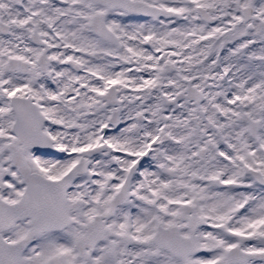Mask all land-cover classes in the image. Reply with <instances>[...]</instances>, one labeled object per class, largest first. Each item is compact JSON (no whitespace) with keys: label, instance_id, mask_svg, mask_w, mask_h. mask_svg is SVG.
<instances>
[{"label":"snow or ice","instance_id":"6c2138e0","mask_svg":"<svg viewBox=\"0 0 264 264\" xmlns=\"http://www.w3.org/2000/svg\"><path fill=\"white\" fill-rule=\"evenodd\" d=\"M0 264H264V0H0Z\"/></svg>","mask_w":264,"mask_h":264}]
</instances>
